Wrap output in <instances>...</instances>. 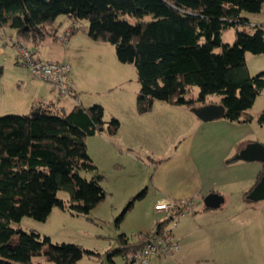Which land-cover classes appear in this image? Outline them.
I'll return each mask as SVG.
<instances>
[{
    "label": "trees",
    "instance_id": "1",
    "mask_svg": "<svg viewBox=\"0 0 264 264\" xmlns=\"http://www.w3.org/2000/svg\"><path fill=\"white\" fill-rule=\"evenodd\" d=\"M263 7L264 0H0V28L9 25L18 37L40 44L48 37L60 38L53 26L59 15L74 21L65 38L80 29L79 20H87L92 39L112 43L120 62L135 65L139 113L151 111L155 101L192 109L218 94L224 117L239 121L264 91V71L253 75L247 64L248 53H264V29L254 26L247 32L243 13L261 12ZM240 26L236 41L223 43V32ZM218 47L221 52L215 51ZM70 80L68 95L76 98L71 75ZM194 86L199 88L196 97L188 95ZM50 105H33L28 114L0 116V264H33L38 255L50 264H78L85 253L96 254L11 226L24 216L45 221L55 206L88 215L106 197L104 176L89 155L86 140L104 132L115 135L121 122L115 117L106 121L101 104H76L63 114ZM263 174L264 170L256 184ZM60 191H67L70 200L61 199ZM171 216L156 223L158 231ZM150 232H140L135 242L120 235L121 246L114 254L141 249Z\"/></svg>",
    "mask_w": 264,
    "mask_h": 264
},
{
    "label": "rangeland",
    "instance_id": "2",
    "mask_svg": "<svg viewBox=\"0 0 264 264\" xmlns=\"http://www.w3.org/2000/svg\"><path fill=\"white\" fill-rule=\"evenodd\" d=\"M243 14L250 19V23L264 24V8L261 12ZM146 17L149 19L151 15ZM73 23V19L61 14L53 22L59 39L48 37L43 43L27 42V45L32 52H43L45 56L58 62H67L71 67L70 75L78 97L61 96L52 90L51 98L56 103L49 107L54 112H69L76 104L84 107L101 104L105 109L106 121L115 117L121 122V127L115 135L104 132L89 136L86 140L88 153L104 176L102 186L106 197L88 215L72 213L55 206L45 221L24 216L19 222L13 221L11 226L37 231L42 236L51 237L55 243H75L96 253H85L78 264H126L122 255L114 254L121 246L120 235L125 234L130 242H135L140 232L151 231L156 221L168 216L167 213L155 210L158 193L154 191L152 178L156 166L174 153L187 135L196 133L194 125L199 121L193 119L195 115L192 113L181 114L178 110L183 109H176L177 107L163 101H155L151 111L139 113L136 97L140 82L135 65L120 62L112 43L92 39L88 35L87 20H79L77 25L80 29L63 40L67 29L72 27ZM242 28L243 26H240L223 32V43L233 44L237 31ZM244 29L252 32L255 28L247 25ZM2 32L0 30V116L28 114L33 105H43L47 102L44 95L50 93L52 88L47 82L35 77L32 70L24 64L18 44L14 45L9 40L10 34L16 39L15 30L8 26L6 33ZM215 51L221 52L222 48L218 47ZM251 67V71H254L253 64ZM252 73L255 75L257 72ZM193 88L192 93L196 97L199 88ZM214 100L221 101L222 96L209 95L204 103L209 104ZM181 123L185 127L182 128ZM187 126L190 128H186ZM82 175L88 179L92 177L90 172H82ZM230 192L235 203L230 206L229 198L217 210L232 217L219 220H249L251 215L254 220H264V200L245 202L249 208L246 213L245 209L239 206L241 195L234 189ZM142 193V196H138ZM58 196L70 200L67 191H60ZM131 202L132 207L124 213ZM250 205L254 207L250 209ZM199 207L194 208L193 212L182 220H190L189 218L199 210H204L202 206L201 209ZM170 225L172 226L171 223ZM200 235L199 230L196 236ZM188 247L197 257L212 249L209 243H199L194 241V238ZM33 264L50 263L44 255H38L33 257Z\"/></svg>",
    "mask_w": 264,
    "mask_h": 264
},
{
    "label": "crops",
    "instance_id": "3",
    "mask_svg": "<svg viewBox=\"0 0 264 264\" xmlns=\"http://www.w3.org/2000/svg\"><path fill=\"white\" fill-rule=\"evenodd\" d=\"M247 25L260 26L264 29L263 23H250L249 18ZM8 26L0 28L4 32L2 34L6 33ZM9 40L14 45L20 43L29 47L27 45L29 41L17 35L14 39L10 34ZM34 53L55 60L45 56L43 52ZM247 64L251 74L264 71V53L251 56L247 54ZM251 64L254 71H251ZM52 90L58 93L52 88L49 90L50 93L44 96L47 100L45 103L54 105L56 101L51 98ZM193 91L192 87L188 95L194 94ZM211 103L221 104V101L214 100L209 102ZM205 104L208 103L200 104L198 107ZM171 106L183 109L178 110L181 114L195 115L187 106ZM259 116L263 117V122L259 121ZM193 117L199 121L194 125L196 133L187 135L176 147V151L156 166L152 185L154 191L158 193L157 200L160 198L176 202L189 200L197 205L196 208L200 206L201 209L202 206L204 210H199L189 218L190 220H181L175 227L170 226V222L167 226L173 228L180 247L179 251L170 256H154L149 264H264V220H254L252 215L249 220H219L229 219L232 215L217 210L229 198L230 206L235 203V199L230 195V190L234 189L241 195L239 206L244 208L246 213L249 212L245 202L251 200L247 199V194L254 188L259 174L263 172L264 162L238 159L236 156L251 142L264 144V91L258 95L253 107L247 110L239 121H230L221 117L206 122L196 115ZM249 117L250 121L247 120ZM181 127L185 126L181 123ZM211 192L219 193L224 197L220 207L214 209L205 207L204 198ZM253 207L250 205V209ZM170 215L164 216L163 220ZM199 230L201 235L196 236ZM193 238L199 243L201 241L209 243L212 249L200 254V257L193 255L192 249L188 247Z\"/></svg>",
    "mask_w": 264,
    "mask_h": 264
},
{
    "label": "built area",
    "instance_id": "4",
    "mask_svg": "<svg viewBox=\"0 0 264 264\" xmlns=\"http://www.w3.org/2000/svg\"><path fill=\"white\" fill-rule=\"evenodd\" d=\"M69 32L70 29L67 33ZM65 37L66 35L62 39L65 40ZM18 46L24 58V64L32 70L35 77L47 82L60 95H68L71 92L69 64L43 58L20 43ZM178 207H180V210L172 215ZM196 207L197 205L189 200L176 202L170 199L160 198L155 203V210L157 212L172 215H170L172 227L177 226ZM170 226H166L162 231H158L157 227H154L150 232L151 238L141 249L130 251L123 256L125 263L149 264L154 256H170L177 253L180 247L175 239L173 228Z\"/></svg>",
    "mask_w": 264,
    "mask_h": 264
},
{
    "label": "water",
    "instance_id": "5",
    "mask_svg": "<svg viewBox=\"0 0 264 264\" xmlns=\"http://www.w3.org/2000/svg\"><path fill=\"white\" fill-rule=\"evenodd\" d=\"M192 112L202 121H213L224 117L225 107L222 104H205L192 108ZM238 159L244 160H260L264 162V144L259 142H251L245 146L236 156ZM247 199L251 201L264 200V174L261 180L247 194ZM224 202V197L215 192L209 193L204 198L206 208H218Z\"/></svg>",
    "mask_w": 264,
    "mask_h": 264
}]
</instances>
